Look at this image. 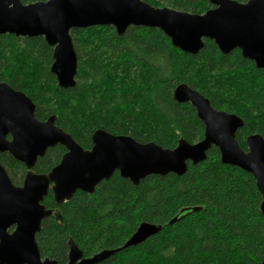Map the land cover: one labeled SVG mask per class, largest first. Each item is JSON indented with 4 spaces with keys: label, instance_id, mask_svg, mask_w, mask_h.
Instances as JSON below:
<instances>
[{
    "label": "trees",
    "instance_id": "16d2710c",
    "mask_svg": "<svg viewBox=\"0 0 264 264\" xmlns=\"http://www.w3.org/2000/svg\"><path fill=\"white\" fill-rule=\"evenodd\" d=\"M143 1L198 15L213 8L208 0ZM70 35L78 57L75 86H59L51 73L54 49L43 37L14 35L0 36V82L25 93L36 105L38 120H53L84 150L93 148L97 130L169 150L180 140L200 142L205 127L195 108L174 98L180 84L202 94L217 111L243 120L236 141L244 151L249 136L264 139V69L239 50L222 54L206 40L197 55L186 54L162 31L148 27H131L120 36L111 26H93ZM66 152L61 145L48 149L33 172L49 174ZM0 162L21 187L26 166L7 153ZM261 204L255 178L222 164L212 147L205 161L188 163L182 176L151 175L134 185L116 172L93 194L77 191L62 204L50 191L44 205L52 214L36 241L42 258L59 264L68 263L69 240L85 258L116 252L99 264H262ZM144 224L159 231L127 245Z\"/></svg>",
    "mask_w": 264,
    "mask_h": 264
},
{
    "label": "water",
    "instance_id": "95a60500",
    "mask_svg": "<svg viewBox=\"0 0 264 264\" xmlns=\"http://www.w3.org/2000/svg\"><path fill=\"white\" fill-rule=\"evenodd\" d=\"M213 8L202 15L175 9L156 8L143 0H47L24 4L21 0H0V36L43 37L53 47L51 73L62 88L76 84L78 57L70 32L77 28L111 26L122 36L131 27L162 31L182 52L197 55L206 40L222 54L239 50L257 69H264V0H208ZM179 103H190L205 127L203 139L195 144L180 140L174 150L151 143H139L128 136L97 130L93 148L84 150L53 120L36 118V105L23 92L0 82V156L9 154L27 168L21 187L13 184L0 162V264H59L42 258L36 236L42 222L51 216L44 199L52 191L57 203L72 199L77 191L93 194L103 181L118 172L138 185L151 175H184L188 163L207 159L218 148L221 162L250 173L262 195L264 215V139L259 134L247 138V151L236 141L244 126L234 114L217 111L210 101L186 84L174 91ZM61 145L67 152L49 174L33 169L50 148ZM159 231L144 224L127 245H138ZM115 251H102L85 258L69 240L67 264H99ZM264 264V261L262 262Z\"/></svg>",
    "mask_w": 264,
    "mask_h": 264
}]
</instances>
